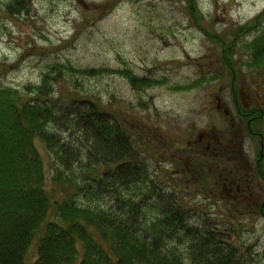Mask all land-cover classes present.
I'll use <instances>...</instances> for the list:
<instances>
[{"label": "rangeland", "instance_id": "374dc122", "mask_svg": "<svg viewBox=\"0 0 264 264\" xmlns=\"http://www.w3.org/2000/svg\"><path fill=\"white\" fill-rule=\"evenodd\" d=\"M9 1L0 0V86L27 92L54 63L103 69L81 78L80 93H91L120 111L127 126L138 124V155L153 180L162 187L167 183L189 213L206 214L211 228L226 235L245 263L264 264V216L259 211L264 180L256 167L262 151L264 172V68L247 65L250 34L234 37L238 27L264 9V0H196L202 26L234 44L235 86L238 92L241 87L243 106L260 109L262 149L234 115L220 47L193 24L185 0H27L28 9L18 13L6 10ZM124 69L159 83L133 89L125 77L110 72ZM58 125L48 129L76 145V129L63 118ZM34 144L45 186L63 198L74 192L68 171L58 172L59 160L51 150L39 141ZM228 145L233 153L219 152ZM223 173L239 176L243 192H236L235 184L226 191ZM69 197L86 202L82 195ZM35 257L28 249L27 258Z\"/></svg>", "mask_w": 264, "mask_h": 264}, {"label": "trees", "instance_id": "16d2710c", "mask_svg": "<svg viewBox=\"0 0 264 264\" xmlns=\"http://www.w3.org/2000/svg\"><path fill=\"white\" fill-rule=\"evenodd\" d=\"M5 6L18 13L29 5L11 0ZM184 8L220 47L237 114L259 142L261 113L239 102L232 40L226 42L202 26L196 0H185ZM245 33L250 34L247 65L264 68V9L238 27L234 37ZM103 71L54 63L27 92L0 86V264H247L226 235L211 228L206 214L189 213L167 183L162 187L153 180L138 155V124L127 126L120 111L91 93H80L81 78ZM110 72L125 77L133 89L159 83L129 69ZM53 86L62 102L55 99ZM60 118L78 132L76 145L48 129L59 126ZM35 141L59 160V173L68 171L74 192L67 197L45 186ZM257 156L258 176L264 180L260 152ZM71 194L84 196L86 202H74ZM259 211L264 216V201ZM28 249L36 255L33 261L27 258Z\"/></svg>", "mask_w": 264, "mask_h": 264}, {"label": "flooded vegetation", "instance_id": "af4514ba", "mask_svg": "<svg viewBox=\"0 0 264 264\" xmlns=\"http://www.w3.org/2000/svg\"><path fill=\"white\" fill-rule=\"evenodd\" d=\"M234 99V98H233ZM234 105H235V111H234V115L235 116H237V119H239V120H241V121H243L242 120V118L240 117V116H238V107H237V103H236V101L234 100ZM256 107L258 108V106L256 105ZM249 108H252V106H247V109H249ZM259 109V108H258ZM259 112H260V109H259ZM221 113H222V115H224V116H226V117H229L228 116V113H227V109L226 108H221ZM261 113V112H260ZM243 114V113H242ZM233 124V123H232ZM221 144V143H220ZM229 145H231V144H229ZM223 146L224 148H220L219 147V152L220 153H223V154H228V153H233L234 152V148H231L230 146ZM222 175V177H223V183H222V186L224 187V186H226V191H228V192H231L232 190H233V185L235 184L236 185V187H235V185H234V187H235V191L236 192H243V191H241L240 190V188H239V181H240V178H239V176L237 177V176H229V175H227V174H221ZM242 188V187H241Z\"/></svg>", "mask_w": 264, "mask_h": 264}, {"label": "water", "instance_id": "95a60500", "mask_svg": "<svg viewBox=\"0 0 264 264\" xmlns=\"http://www.w3.org/2000/svg\"><path fill=\"white\" fill-rule=\"evenodd\" d=\"M239 95H240V99L243 100L244 95L241 92V87L239 88Z\"/></svg>", "mask_w": 264, "mask_h": 264}]
</instances>
